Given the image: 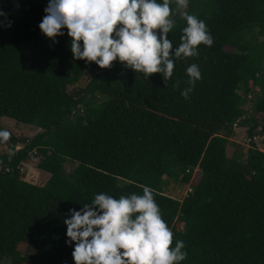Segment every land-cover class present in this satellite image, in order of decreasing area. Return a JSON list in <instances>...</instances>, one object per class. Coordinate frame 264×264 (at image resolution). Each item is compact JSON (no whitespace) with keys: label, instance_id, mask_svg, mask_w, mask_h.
Wrapping results in <instances>:
<instances>
[{"label":"trees","instance_id":"trees-1","mask_svg":"<svg viewBox=\"0 0 264 264\" xmlns=\"http://www.w3.org/2000/svg\"><path fill=\"white\" fill-rule=\"evenodd\" d=\"M48 3L0 0V131L11 133L0 140V264H75L70 210L99 193L142 195L143 186L173 231L172 246L185 244L179 264H264V148L254 140L264 135V0H189L181 10L172 0L173 51L183 12L205 21L214 43L173 57L166 84L163 74L146 78L118 59L111 68L74 59L66 27L55 40L39 27ZM191 64L202 79L185 99ZM4 116L42 130L19 137L1 125ZM235 126L247 128L250 147L229 156ZM34 157L50 173L44 185L23 178ZM197 169L183 199L168 193Z\"/></svg>","mask_w":264,"mask_h":264},{"label":"clouds","instance_id":"clouds-1","mask_svg":"<svg viewBox=\"0 0 264 264\" xmlns=\"http://www.w3.org/2000/svg\"><path fill=\"white\" fill-rule=\"evenodd\" d=\"M171 4L172 0H49L39 27L53 40L63 35L66 27L76 60L111 68L118 59L146 78L163 74L166 84L173 76V57L198 56L199 45L210 47L214 43L206 22L183 12L187 26L182 42L173 51L168 39L175 24ZM175 4L177 10L187 9L189 0H175ZM186 71L189 86L181 95L188 99L202 73L197 64ZM179 86L180 81H176L174 87ZM10 137L9 131H0V140L6 142ZM70 213L64 223L67 243L75 242V264H179L187 257L183 241L172 246L173 231L148 186H143L142 195L118 199L107 193L96 194L91 203Z\"/></svg>","mask_w":264,"mask_h":264},{"label":"rangeland","instance_id":"rangeland-1","mask_svg":"<svg viewBox=\"0 0 264 264\" xmlns=\"http://www.w3.org/2000/svg\"><path fill=\"white\" fill-rule=\"evenodd\" d=\"M227 50H232V47H226ZM88 76L84 77L82 81L78 85H71L69 86L70 91L78 90L79 88L84 87L88 82ZM252 102H249L248 105H246L247 108L251 107ZM1 125L4 126L7 129H10L12 132H14L19 137H28L32 138L35 134H37L42 129L31 124H26L22 122H17L15 119L4 116L1 119ZM258 145L259 148H264V135L259 134L254 139ZM21 146V144H19ZM250 147V138L248 137L247 128L241 127V126H235V134L230 138V143L227 147V154L229 156H232L235 152V150L240 149L245 154L248 151V148ZM38 158L34 157L30 162H26L22 164V175L23 178L29 182L38 184V185H44L49 177L50 173L47 171H44L37 166ZM73 164L67 163V170L70 171L73 168ZM193 180L191 183L187 184H176L171 183L169 186L168 193L173 195L174 197L183 199L188 191L191 190V187L194 183H196L197 179L200 177V170H195Z\"/></svg>","mask_w":264,"mask_h":264}]
</instances>
